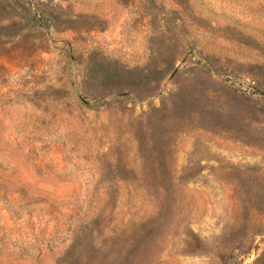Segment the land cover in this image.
<instances>
[{"label":"rangeland","instance_id":"374dc122","mask_svg":"<svg viewBox=\"0 0 264 264\" xmlns=\"http://www.w3.org/2000/svg\"><path fill=\"white\" fill-rule=\"evenodd\" d=\"M0 264H264V0H0Z\"/></svg>","mask_w":264,"mask_h":264}]
</instances>
